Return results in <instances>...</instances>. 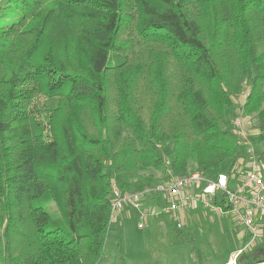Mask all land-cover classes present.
<instances>
[{"label": "trees", "instance_id": "1", "mask_svg": "<svg viewBox=\"0 0 264 264\" xmlns=\"http://www.w3.org/2000/svg\"><path fill=\"white\" fill-rule=\"evenodd\" d=\"M244 84L262 146L264 0H0V264H97L111 182L231 169Z\"/></svg>", "mask_w": 264, "mask_h": 264}, {"label": "built area", "instance_id": "2", "mask_svg": "<svg viewBox=\"0 0 264 264\" xmlns=\"http://www.w3.org/2000/svg\"><path fill=\"white\" fill-rule=\"evenodd\" d=\"M244 86L246 88L232 99L236 102L230 124L239 146L247 148V158L240 154L231 169L218 173L213 179L205 171L196 169L186 175H174L168 170L165 179L141 190H123L111 182L110 228L112 224L121 221L127 210L134 209L137 211V229L145 228L149 219L159 214L167 215L175 227L181 229L185 209L193 200H199L204 207L217 213L234 215L235 220L243 225L249 235L244 249L251 247L261 237V225L257 221L259 218L264 220L263 163L244 124L245 117L248 116L244 114L243 108L250 94V86ZM159 196L163 201L158 212L154 207L155 203L143 207L145 199ZM215 199L223 200L226 208L216 204ZM242 251L243 249H239L234 252L233 260Z\"/></svg>", "mask_w": 264, "mask_h": 264}, {"label": "rangeland", "instance_id": "3", "mask_svg": "<svg viewBox=\"0 0 264 264\" xmlns=\"http://www.w3.org/2000/svg\"><path fill=\"white\" fill-rule=\"evenodd\" d=\"M115 51V50H114ZM120 53L122 51H119ZM246 87L243 85L242 92ZM235 99L232 100V115L235 111ZM246 116V115H245ZM244 116V117H245ZM248 116V115H247ZM227 115L226 119L230 122L231 118ZM245 128L254 136L256 129L250 116L245 117ZM252 142V141H251ZM166 158H169V145H165ZM262 151L264 145L254 146ZM244 158H247V148L240 147ZM257 154L259 155L258 151ZM263 177H264V161ZM227 163L219 167L211 168L207 176L215 178L217 172L228 171L225 168ZM157 175L162 181L163 173ZM157 198H161L160 196ZM161 200V199H160ZM155 202V208L158 212L161 207ZM192 212V211H191ZM192 218H183V228L166 231L155 227L156 222L147 223L145 228L137 229L135 216H122L118 224L111 225V231L107 238L105 253L102 260L97 264H193L195 262H208L216 260L221 256H226L229 251L235 247L233 236L221 235L217 231L205 229V225L218 226L219 223L224 225L235 226L237 229L243 225L235 220L232 214H220L208 207L199 205V209L192 212ZM162 218L169 219L165 214H159ZM262 219H258V224L263 226ZM186 224V225H185ZM264 233V232H263ZM262 233V234H263ZM264 240V236L261 235Z\"/></svg>", "mask_w": 264, "mask_h": 264}, {"label": "crops", "instance_id": "4", "mask_svg": "<svg viewBox=\"0 0 264 264\" xmlns=\"http://www.w3.org/2000/svg\"><path fill=\"white\" fill-rule=\"evenodd\" d=\"M218 173H220V171L217 172L216 175ZM162 201H163L162 197L161 198H157V197L150 198V197H148L147 199L144 200L143 207L146 208L155 202L160 204V202H162ZM200 204H202L201 201L193 200V202H191L188 205V207L184 211L185 220H187V218L190 219L193 217L192 212H195L196 210H198ZM131 215H134L135 220H136L137 211L134 209H129L124 213L123 216L126 217V216H131ZM152 222H156L155 227L158 226L159 229H164L166 231H170L171 228L177 229L175 227V225L169 219H166L165 217L162 218V216L150 218L148 223L151 224ZM205 229H208V230L212 229V230L217 231L218 236L220 235L219 231L221 232V235L224 234L227 237L229 235L233 236L235 239H237L234 242L235 247L232 248L229 251V253H227L226 256L224 255V256L217 258L216 260H210L208 262L199 261V262H195L193 264H233V262H234V264H264V260H262V259H264V240L262 239L263 238L262 236H261L262 238L260 237L258 240H256L255 243L251 247L244 249V246L247 243L248 238H249L248 232L244 227L241 226L240 228L237 229L235 226L224 225L223 223L220 222L218 226H210V225L206 224ZM263 232H264V224H263V226H261V234ZM262 235L264 236V233ZM239 249H243V251L241 253H239L233 260L232 254ZM252 257L260 259V260L254 261L252 263H248V261Z\"/></svg>", "mask_w": 264, "mask_h": 264}]
</instances>
